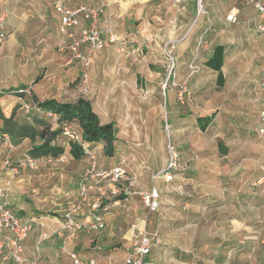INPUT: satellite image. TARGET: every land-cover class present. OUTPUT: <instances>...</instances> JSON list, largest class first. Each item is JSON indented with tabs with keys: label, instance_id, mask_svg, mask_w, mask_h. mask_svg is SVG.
I'll return each mask as SVG.
<instances>
[{
	"label": "rangeland",
	"instance_id": "obj_1",
	"mask_svg": "<svg viewBox=\"0 0 264 264\" xmlns=\"http://www.w3.org/2000/svg\"><path fill=\"white\" fill-rule=\"evenodd\" d=\"M33 1L0 0V11H8L6 37L0 42L3 114L8 117L14 113L18 124L31 121L33 112L25 113L26 103L15 93L20 85L27 87L24 94L29 100L31 92L39 100L74 103L84 99L102 124L112 121L118 126L115 158L105 157L99 144L91 146L98 167L120 166L128 175L137 176L125 204L120 196L107 199L104 228L79 231L67 249L85 261L119 264L131 248L132 234H136L131 225L137 221L136 228L160 235L161 245L151 255L157 264H264V185L252 183L261 176L257 161L264 152V140L252 142L253 149L245 144L249 149L233 152L234 162L240 154L247 159L242 168L235 164L224 167L223 159L212 151L210 135L193 130L188 121L180 133L172 130V104L187 107V81L197 77L199 61L204 58V37L199 34L205 29L200 21L209 16L205 0H151L116 17L112 12L115 0H79V5L91 7L109 2L99 28L111 24L118 37L116 43L107 42L94 55L88 81L83 84L78 61L56 50L60 34L53 0ZM85 26L81 22L80 28ZM9 37H13L12 43H7ZM182 43H189L188 49L182 50ZM167 44L174 45L170 54ZM86 51V45L80 46L81 54ZM191 62L199 67L192 75L188 70ZM181 85L185 87L182 102L177 94L176 100L170 96H175ZM2 128L0 137L7 136ZM193 142V148L200 151L189 147ZM54 143L63 146L66 159H38L36 169H21L14 177L10 196L15 212L23 207L19 211L26 217L47 220L43 229L35 226L25 241L28 257L40 255L37 264H71L59 235L65 231L59 228L65 210L78 198L79 178L89 168L87 157H71L66 138L59 136ZM169 147L177 154V168L173 181L164 182L153 176L165 168ZM29 148L26 138L13 144L10 161L17 162ZM201 148L207 149V155ZM3 171L0 168V178L6 179ZM151 188L161 195L156 212L148 211L137 194ZM115 200L120 205H113ZM57 220L60 224L55 226ZM44 232L48 238L40 241ZM78 242L80 245H75Z\"/></svg>",
	"mask_w": 264,
	"mask_h": 264
},
{
	"label": "built area",
	"instance_id": "obj_2",
	"mask_svg": "<svg viewBox=\"0 0 264 264\" xmlns=\"http://www.w3.org/2000/svg\"><path fill=\"white\" fill-rule=\"evenodd\" d=\"M201 2L202 0H198ZM110 3H102L96 7L79 5L69 7L64 0H53L54 11L58 16V29L60 38L56 45V50L62 54H71L81 66V82L87 83L89 67L93 61L94 55L99 52L106 43H116L117 35L113 32L111 24L105 29L99 28L100 17L104 15ZM247 6H252L260 15L262 24L258 27L264 31V0H248ZM8 11H0V42L6 37L5 19ZM234 13L227 15L226 20L235 22ZM81 22L85 23L84 28H80ZM80 28V29H79ZM107 39V40H106ZM86 45L87 51L81 54L80 46ZM168 53L174 48V45L167 44ZM168 54V55H169ZM172 64L173 59H171ZM189 74L192 75L198 71L195 62L188 65ZM166 84L163 85L165 90ZM264 90V82L262 83ZM185 93L184 85L180 86L177 92V100L182 102ZM25 113H29L28 104L23 106ZM41 116L48 120L51 129L60 125L59 116L52 112H40ZM61 136L67 141L76 143L80 146L85 157L89 159V168L80 176L78 184V198L70 205L63 214V223L60 224V230H64L62 237V250L70 259L71 264H96L94 260L81 259L74 251L67 249V244L74 240L79 231L97 232L104 228V216L109 209L107 199L116 198L123 195L122 203L125 204L133 194L131 188L137 182L135 174H127L120 166H112L109 169H100L96 157L93 156L91 145L83 142L81 134L71 123H62L60 125ZM258 135L264 139V110L260 113L257 126ZM0 162L7 178L0 185V264H37L40 255L35 258L28 257L25 250V241L35 226L43 227L41 221L37 222L35 218L27 220L21 219L13 210L10 204V196L13 187V180L19 171L23 168L31 171L36 169L38 159L29 154L23 155L13 164L10 161V153L13 150V144L9 137H0ZM169 156L166 166L159 171L153 178H161L164 182H171L174 179L173 172L176 170L177 154L172 147H169ZM49 161H64V154L56 158H47ZM260 177L258 184L264 183V155L259 164ZM124 187H121L123 186ZM144 207L150 212H156L160 208L161 195L155 188L137 192ZM113 205H120L118 200L113 201ZM85 208V209H84ZM84 213L85 217L80 214ZM132 245L119 264H157L151 255L153 250L161 245V238L158 232H147L144 228H136V223L131 225ZM48 238L46 232L39 236L40 241ZM108 264H111L109 261Z\"/></svg>",
	"mask_w": 264,
	"mask_h": 264
},
{
	"label": "crops",
	"instance_id": "obj_3",
	"mask_svg": "<svg viewBox=\"0 0 264 264\" xmlns=\"http://www.w3.org/2000/svg\"><path fill=\"white\" fill-rule=\"evenodd\" d=\"M72 1L70 3L72 8L79 6V0ZM149 1L151 0H115L112 2L115 3L112 12L115 13V17L120 16L128 9L135 8L138 5L141 6ZM247 1L205 0L209 16L206 14L200 21V27L205 25V29L199 34L200 37H204L202 47L204 49L201 51L204 58L199 61L201 64L197 77L187 81V107L181 109L178 104H172L171 107L172 114L170 116L173 120L172 130L174 134L183 131L181 128L186 125L187 121L192 123L193 130L196 129L201 133L196 119L205 116L213 117L210 125L202 134L210 135L209 143L212 145V151L220 159H223L221 164L224 167L235 164L236 168H242V162L244 160L246 162L247 159L240 154V157L235 158L236 162H234V160H231L233 152L237 153L249 149V147L253 149L252 142L257 141V138H261L257 133V126L259 115L264 110V90L262 89V83L264 82V31L258 28L262 24L260 15L252 6L246 5ZM69 2L70 0H65L67 6H69ZM33 3L35 4L36 1L34 0ZM230 13L236 14L235 22L226 20L227 15ZM37 14L40 16V13ZM5 30L7 31V26ZM12 40L13 37H9L7 43H12ZM218 45L224 49L223 65L221 67L224 82L221 87L217 86L216 72L205 66V62L212 56L215 47ZM180 46L182 50L188 49L189 43H182ZM208 76L210 77L207 78ZM176 94L175 96L170 95L171 98L176 100ZM114 124L115 128L118 127L115 122ZM1 126L0 121V129ZM118 139L117 136V141ZM245 144L249 147H246ZM99 145L101 148L102 145ZM190 146H192L191 149H194L193 151H200L198 148H193L196 147V143H189ZM144 149L147 150V148ZM201 149L202 154L207 155V149ZM263 155L264 152L257 161V169H259ZM115 156L116 152L112 158H115ZM0 168L3 169L2 166ZM5 175L7 174L5 173ZM258 179L252 182L253 186L264 185L258 184ZM3 180L4 178H0V185H2ZM15 206L17 207V204ZM19 210H23V207L16 211L17 215L23 220L35 218L37 222L41 221L43 223V227L47 222L43 216L26 217V214H22ZM80 216L83 218L85 214L81 213ZM56 222L55 226H58L60 223L58 220ZM136 224H138L137 221ZM43 227L41 228L43 229ZM72 243L70 241L68 245ZM75 245L79 246L80 242ZM70 250L74 251L73 249ZM75 253L77 254V252Z\"/></svg>",
	"mask_w": 264,
	"mask_h": 264
},
{
	"label": "trees",
	"instance_id": "obj_4",
	"mask_svg": "<svg viewBox=\"0 0 264 264\" xmlns=\"http://www.w3.org/2000/svg\"><path fill=\"white\" fill-rule=\"evenodd\" d=\"M223 47L216 46L212 56L205 62V66L216 72L217 86L223 85V76L221 67L223 65ZM26 86L20 85L15 93L30 107V122L18 124L14 120V113L6 117L0 106V121L4 133L10 138L12 144H17L23 138L28 139L30 148L27 151L31 157L36 159L56 158L64 153L63 146L54 143L61 136L60 125L62 123H71L76 126L78 133L81 134L83 142L92 144H101L102 153L107 158H112L116 152V128L114 122L102 124L98 115L92 110L90 102L84 99H77L74 103L59 102L55 98L39 100L34 93H30V100L26 97ZM30 101V102H29ZM52 112L59 116L60 125L51 129L48 120L41 116L40 112ZM36 114V115H34ZM42 117V119H38ZM213 117H198L196 123L198 129L204 132L210 125ZM4 134V135H5ZM68 142V153L73 159H81L85 155L80 146L76 143ZM123 196H120L122 198ZM179 255L180 252L176 251Z\"/></svg>",
	"mask_w": 264,
	"mask_h": 264
}]
</instances>
